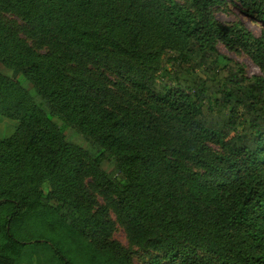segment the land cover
<instances>
[{"label":"trees","instance_id":"16d2710c","mask_svg":"<svg viewBox=\"0 0 264 264\" xmlns=\"http://www.w3.org/2000/svg\"><path fill=\"white\" fill-rule=\"evenodd\" d=\"M231 1L264 24V0ZM221 2L0 0V264L26 217L73 264H134L117 224L150 264H264V74L218 47L264 71V25Z\"/></svg>","mask_w":264,"mask_h":264},{"label":"rangeland","instance_id":"374dc122","mask_svg":"<svg viewBox=\"0 0 264 264\" xmlns=\"http://www.w3.org/2000/svg\"><path fill=\"white\" fill-rule=\"evenodd\" d=\"M214 12L217 18L224 23H232L238 19H243L247 27L257 35L261 33L264 25L258 20L244 16L242 7L231 0H225V2L216 5ZM6 17L9 18V15ZM218 47L222 53L242 63L249 75L264 74V71L246 53L230 52L222 44H218ZM17 126L18 120L0 115V139L9 137ZM9 208L11 209L10 206ZM29 218H24L17 224V228L13 229L15 235L21 242L25 243L15 264H65L59 256L60 254L73 264L72 260H75L76 252L70 240L64 234H61L58 225L50 219ZM113 237L133 251L132 260L134 264H150L151 253L140 251L137 245L131 244L124 228L119 224L113 232Z\"/></svg>","mask_w":264,"mask_h":264}]
</instances>
